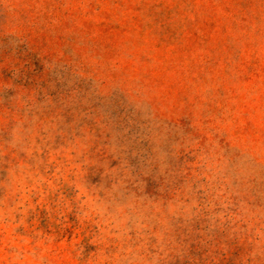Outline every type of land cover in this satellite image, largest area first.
Masks as SVG:
<instances>
[{"label":"rangeland","instance_id":"rangeland-1","mask_svg":"<svg viewBox=\"0 0 264 264\" xmlns=\"http://www.w3.org/2000/svg\"><path fill=\"white\" fill-rule=\"evenodd\" d=\"M0 264H264V0H0Z\"/></svg>","mask_w":264,"mask_h":264}]
</instances>
